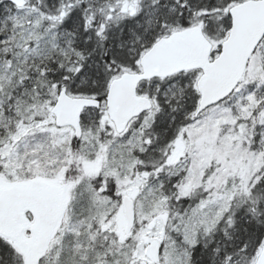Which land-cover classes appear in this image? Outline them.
<instances>
[{
    "label": "snow or ice",
    "instance_id": "obj_1",
    "mask_svg": "<svg viewBox=\"0 0 264 264\" xmlns=\"http://www.w3.org/2000/svg\"><path fill=\"white\" fill-rule=\"evenodd\" d=\"M0 264H264V0H0Z\"/></svg>",
    "mask_w": 264,
    "mask_h": 264
}]
</instances>
